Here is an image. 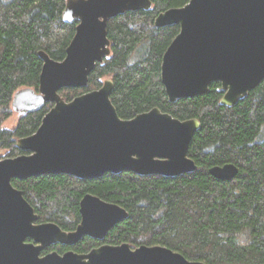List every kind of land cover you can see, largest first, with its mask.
Masks as SVG:
<instances>
[{
    "label": "water",
    "instance_id": "water-1",
    "mask_svg": "<svg viewBox=\"0 0 264 264\" xmlns=\"http://www.w3.org/2000/svg\"><path fill=\"white\" fill-rule=\"evenodd\" d=\"M152 0H67L63 21H78L63 61L43 51L38 90H18L12 99L19 117L53 107L36 133L19 139L23 152L0 156V264H206L189 261L164 246L103 245L88 254L72 250L42 255L52 246L74 247L83 238L103 241L129 218L121 206L88 194L80 202L81 223L65 232L39 216L13 180L73 176L96 180L131 172L142 177L176 178L196 172L189 158L198 119L181 121L158 108L122 119L111 101L110 79L96 91L67 102L63 89H86L98 64L111 56L110 20L129 12L151 11ZM157 28L178 26L179 34L162 58L161 82L171 103L209 93L219 82L221 105L234 107L264 82V0H191L161 13ZM210 175L231 181L233 164L215 166Z\"/></svg>",
    "mask_w": 264,
    "mask_h": 264
},
{
    "label": "trees",
    "instance_id": "trees-1",
    "mask_svg": "<svg viewBox=\"0 0 264 264\" xmlns=\"http://www.w3.org/2000/svg\"><path fill=\"white\" fill-rule=\"evenodd\" d=\"M67 0H0V151L23 154L16 143L37 132L53 107L19 117L13 129L14 94L38 90L43 51L63 61L78 21L66 24ZM191 0H152L151 11L129 12L108 23L111 56L98 64L86 89H63L70 102L99 90L110 79L111 101L119 116L130 120L154 108L181 121L198 119L188 156L195 173L176 178L142 177L131 172L96 180L73 176H41L13 180L12 185L39 216L73 232L81 223L80 202L88 194L117 204L129 218L103 241L85 237L74 247L52 246L42 253L70 250L88 254L103 245L164 246L189 261L206 264H264V82L236 106L221 105L225 92L219 82L209 93L171 103L161 82L162 58L180 28H157L156 18ZM233 164L231 181L213 178L209 170Z\"/></svg>",
    "mask_w": 264,
    "mask_h": 264
},
{
    "label": "rangeland",
    "instance_id": "rangeland-1",
    "mask_svg": "<svg viewBox=\"0 0 264 264\" xmlns=\"http://www.w3.org/2000/svg\"><path fill=\"white\" fill-rule=\"evenodd\" d=\"M17 120H18V115L14 113L13 116L5 122L4 127L7 129H13L16 126ZM0 156L2 159L15 158L13 156L12 157L9 156L6 151L3 152L0 151Z\"/></svg>",
    "mask_w": 264,
    "mask_h": 264
},
{
    "label": "flooded vegetation",
    "instance_id": "flooded-vegetation-1",
    "mask_svg": "<svg viewBox=\"0 0 264 264\" xmlns=\"http://www.w3.org/2000/svg\"><path fill=\"white\" fill-rule=\"evenodd\" d=\"M18 121V120H17Z\"/></svg>",
    "mask_w": 264,
    "mask_h": 264
}]
</instances>
